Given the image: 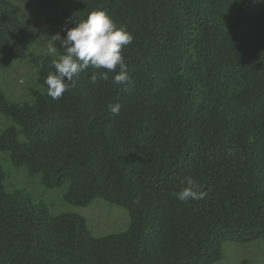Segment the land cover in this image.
Returning <instances> with one entry per match:
<instances>
[{"label": "trees", "instance_id": "trees-1", "mask_svg": "<svg viewBox=\"0 0 264 264\" xmlns=\"http://www.w3.org/2000/svg\"><path fill=\"white\" fill-rule=\"evenodd\" d=\"M36 3L58 31L48 39L57 53L30 54L42 87L31 100L0 89V112L12 121L0 151L46 188L67 184L65 201L103 198L130 222L94 235L84 215L8 191L0 163V264H213L226 241L264 242V0ZM99 10L134 36L121 51L128 82L112 83L117 67L92 83L106 70L90 67L53 100L45 80L66 52L62 39ZM27 28L18 4L0 0V68L28 52ZM186 177L203 200L173 195Z\"/></svg>", "mask_w": 264, "mask_h": 264}, {"label": "rangeland", "instance_id": "rangeland-1", "mask_svg": "<svg viewBox=\"0 0 264 264\" xmlns=\"http://www.w3.org/2000/svg\"><path fill=\"white\" fill-rule=\"evenodd\" d=\"M18 4L23 18L28 23L29 50L17 57L8 69L0 68V89L10 101L21 102L32 99V88L42 90L36 83V71L30 60L31 53L48 54L49 38L57 35L53 25L44 20L36 0H12ZM57 53V51H56ZM54 54V56L56 55ZM12 123L11 119L0 112V133ZM0 163L6 167V188L17 193L22 200L38 206L48 204L53 213L78 212L87 218L94 235L103 236L113 232L125 231L129 227V214L126 208L103 198H95L87 206L67 202L63 198L67 184L57 188H46L41 183V175H29L24 166L13 167L8 155L0 151ZM1 164V165H2ZM224 257L213 264H241L244 259L255 264H264V242L254 240L249 243H223Z\"/></svg>", "mask_w": 264, "mask_h": 264}, {"label": "clouds", "instance_id": "clouds-1", "mask_svg": "<svg viewBox=\"0 0 264 264\" xmlns=\"http://www.w3.org/2000/svg\"><path fill=\"white\" fill-rule=\"evenodd\" d=\"M60 37V36H59ZM134 36L126 27H117L116 22L103 10L93 11L88 17L68 29L66 36L62 39L60 47L66 49L65 54L58 59H53L54 72L50 71L45 83L48 86V95L53 100H58L71 88L76 87V79L80 73L85 72L90 67L93 69H105L106 71L94 72L90 76L92 83L98 79L107 81L109 72H119L114 75L112 83L125 85L129 76L127 65L121 54L122 48L131 44ZM57 46L52 42L47 45L49 55H54ZM113 114L118 115L120 105L109 104ZM186 186L173 195L181 202L189 200H203L207 193L201 191L197 182L192 177H186ZM185 184V181H181Z\"/></svg>", "mask_w": 264, "mask_h": 264}]
</instances>
